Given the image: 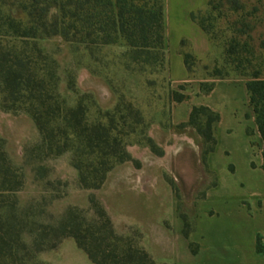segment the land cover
I'll return each mask as SVG.
<instances>
[{
	"label": "rangeland",
	"instance_id": "rangeland-1",
	"mask_svg": "<svg viewBox=\"0 0 264 264\" xmlns=\"http://www.w3.org/2000/svg\"><path fill=\"white\" fill-rule=\"evenodd\" d=\"M232 1L236 11H227ZM215 3L218 10L227 12L216 20L219 30L236 16L248 24L239 45L246 41V51L240 53L243 62L233 70L236 62L227 60L225 31V37L217 34L212 39L207 59L193 65V75L209 82L218 72L246 77L245 73L260 68L264 76V0ZM205 10L201 9L199 17ZM100 36L97 34V43L86 44L51 35L39 39L38 45L55 60L57 91L66 104L81 100L89 120L108 124L112 134L118 131L129 159L111 168L98 188L81 187L71 148L44 154L31 116L24 111L0 110L5 151L23 174V183L14 193L19 209L41 228L56 224L69 207L78 208L90 221L105 215L118 235L143 249L156 264L188 261L196 251L189 232L197 201L214 181L206 164L205 149L210 144L195 126L171 123L175 101L171 92L175 89L169 81L163 47L131 48L115 35L111 42L101 43ZM205 118L201 115L200 122ZM23 238L31 241L28 232ZM43 244L31 264H93L70 236L58 239L50 234Z\"/></svg>",
	"mask_w": 264,
	"mask_h": 264
},
{
	"label": "trees",
	"instance_id": "trees-1",
	"mask_svg": "<svg viewBox=\"0 0 264 264\" xmlns=\"http://www.w3.org/2000/svg\"><path fill=\"white\" fill-rule=\"evenodd\" d=\"M231 10L236 11L235 1ZM205 16L201 9L192 11L191 18L205 31L211 41L216 35L225 37L227 60L236 62L233 70L241 67L245 52L242 36L248 24L243 17L227 20L219 30L215 23L227 12L218 10L215 0H206ZM163 0H0V110L28 113L40 133L41 148L46 155L59 154L69 148L72 163L78 171L81 187L98 188L107 172L116 164L129 159L119 132L112 134L110 126L89 120L87 108L81 100L67 105L57 91L58 75L55 60L45 54L38 40L59 35L77 43L111 42L113 35L125 39L131 48L164 49ZM113 33V35H111ZM114 36V37H115ZM184 42L181 41V46ZM243 47V48H242ZM242 48V49H241ZM190 75L197 61L189 51H183ZM240 56V57H239ZM254 68L246 77L226 71L212 78L238 76L245 85L252 106L257 129L262 139V167L264 170V76ZM195 76V75H193ZM204 78V77H203ZM205 79V78H204ZM212 82H201V90L209 91ZM173 100L185 96L174 90ZM206 115L203 122L200 116ZM218 115L205 106H194L186 123L209 143L205 152L215 143L212 125ZM23 183V174L13 165L0 137V264H31L35 252L45 247V237L70 236L93 264H156L143 249L118 235L109 218L86 220L76 207H69L59 221L49 227H35L22 213L14 193ZM102 211V210H101ZM28 232L31 241L23 234ZM52 247V244H48ZM256 249L264 253L259 240ZM168 264V263H162Z\"/></svg>",
	"mask_w": 264,
	"mask_h": 264
},
{
	"label": "crops",
	"instance_id": "crops-1",
	"mask_svg": "<svg viewBox=\"0 0 264 264\" xmlns=\"http://www.w3.org/2000/svg\"><path fill=\"white\" fill-rule=\"evenodd\" d=\"M206 0H163V35L169 81L184 94L171 106V123L180 126L194 106L218 115L213 125L215 143L206 155L214 181L197 201L189 241L196 246L188 261L178 264H264V170L262 139L249 103L245 79L212 78L209 91L203 77L190 75L183 51L204 62L211 41L191 18ZM181 41L184 45L181 46ZM189 126V125H184Z\"/></svg>",
	"mask_w": 264,
	"mask_h": 264
},
{
	"label": "bare ground",
	"instance_id": "bare-ground-1",
	"mask_svg": "<svg viewBox=\"0 0 264 264\" xmlns=\"http://www.w3.org/2000/svg\"><path fill=\"white\" fill-rule=\"evenodd\" d=\"M190 139V138H189Z\"/></svg>",
	"mask_w": 264,
	"mask_h": 264
}]
</instances>
